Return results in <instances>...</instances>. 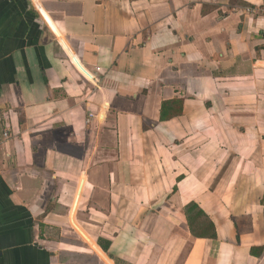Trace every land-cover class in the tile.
Masks as SVG:
<instances>
[{"label":"crops","instance_id":"crops-1","mask_svg":"<svg viewBox=\"0 0 264 264\" xmlns=\"http://www.w3.org/2000/svg\"><path fill=\"white\" fill-rule=\"evenodd\" d=\"M0 264H264V0H0Z\"/></svg>","mask_w":264,"mask_h":264},{"label":"trees","instance_id":"trees-1","mask_svg":"<svg viewBox=\"0 0 264 264\" xmlns=\"http://www.w3.org/2000/svg\"><path fill=\"white\" fill-rule=\"evenodd\" d=\"M161 119L164 116L161 113ZM184 213L186 223L191 234L195 237L214 238L215 228L209 216L197 205L196 202L191 201L184 206ZM103 249L106 247L103 245Z\"/></svg>","mask_w":264,"mask_h":264},{"label":"built area","instance_id":"built-area-1","mask_svg":"<svg viewBox=\"0 0 264 264\" xmlns=\"http://www.w3.org/2000/svg\"><path fill=\"white\" fill-rule=\"evenodd\" d=\"M4 136H6V133H4Z\"/></svg>","mask_w":264,"mask_h":264}]
</instances>
